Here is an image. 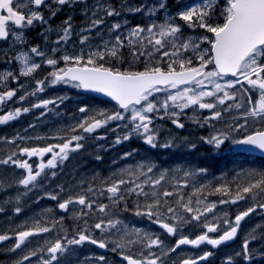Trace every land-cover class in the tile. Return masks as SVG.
<instances>
[{"label": "snow or ice", "instance_id": "1", "mask_svg": "<svg viewBox=\"0 0 264 264\" xmlns=\"http://www.w3.org/2000/svg\"><path fill=\"white\" fill-rule=\"evenodd\" d=\"M219 2L220 0H200L199 3L184 4L175 13H172L167 8V0H155L153 3L141 0L138 4L122 0L118 5L112 0H93V2L90 0H15V2L14 0H0V40H7L11 33L16 43L26 44L24 30L37 26L43 28L41 34L46 41L49 39V33L55 34L56 39L51 42L53 46L49 48L52 55H48L38 46L29 48L30 53L44 57L42 63L52 69L43 80H37L35 91L29 95L34 96L37 92H43L47 86L64 84L76 89L102 93L119 106V111L110 114L100 112L99 115L103 119H97L94 116L84 118L72 128L73 132L82 130L84 133L92 134L111 121H124V126L129 130L117 137L116 144L136 136L151 149L158 147L173 149L177 146L174 138L164 139L161 137L160 129L153 126L154 118L151 114L163 110L165 115L171 118V122L177 128L182 129L184 124L179 120L180 113L171 109L179 108L183 112L184 109L197 106L199 109L215 110L212 111L210 117L205 119L204 123H207L208 120H216L223 122L225 127V130H217L216 134L207 139L201 138L205 143L213 146L217 151H220L226 143H230L237 153L259 150L261 154H264V0H225L222 10L218 9ZM22 8L25 11H21ZM44 9L48 10L47 15H45ZM161 10L167 13L163 22L154 19ZM61 12H82L85 21L83 26L75 28L73 17L67 15L61 23L53 27L50 21ZM137 14L143 15L146 22L129 27L127 17ZM110 17H121L122 19L109 21L107 18ZM214 17H222V22H215ZM176 20L183 21L189 28L204 29L211 36H203L196 40L186 37L182 26L175 23ZM74 33L79 34L80 45L87 46L91 49L90 51L85 52L83 48L78 52L66 53L63 51L62 46L68 44ZM97 37L98 39L93 45V40ZM201 42H206L210 48L201 49ZM126 47L131 50V55L134 57L148 56L151 58L153 52L160 53V56L155 58V64L146 63L143 71H121L106 66L109 64L108 58L122 60L120 50ZM166 49H171V51ZM189 50L195 54V58L199 61L198 65H194L191 56L182 55L183 52ZM58 52L60 55L57 57L56 53ZM162 57H167L170 61L166 68L159 66ZM14 59L22 65L20 75L25 77L31 76L41 68L40 62H30L28 52L22 51ZM100 61H104V63H100ZM61 62L64 66L58 67ZM208 65H213V70L206 71ZM229 76L234 79H224ZM9 78L17 79L11 71L0 75V81H7ZM205 81L211 86V90H204ZM181 85L187 87L176 95L170 94L159 107L157 102L151 99L157 92L164 91L169 87L175 89ZM237 85H240L239 89H237ZM233 89L235 91H232ZM15 95V91L12 90L0 94V104H3L5 100H11ZM254 95L255 100H253ZM238 96L243 98V102H236ZM206 97L209 98L207 101ZM19 99L23 100L25 97L21 96ZM65 99L66 97L61 96L42 100L33 104L32 107L48 109L49 105L59 106ZM169 100L172 102L171 105L168 103ZM178 100L184 102L178 103ZM229 101L233 103L229 105ZM233 108L243 109L244 123L229 124L225 120V114ZM29 110L25 107L9 111L6 115L0 116V124L14 120L22 112L27 113ZM79 111L86 113L89 109L87 106H83L79 108ZM163 118V116L160 117V119ZM249 120L252 121L251 129ZM193 122L200 124V121L195 118ZM257 122L261 125L258 128L255 127ZM242 129L243 132H241ZM113 130L115 131V129ZM236 133L240 134L236 135ZM60 139L64 142L45 147L19 149L22 155L29 158L39 157L41 160L45 155L51 154V158L46 162L38 164V169L35 172L27 160L14 159L15 153L0 159V165H8L11 162L18 168L26 170V175L19 179L18 183L25 190L31 191L32 188L38 186V177L42 173L45 178L49 175V173H45V169H56L69 159L71 152L79 151L84 147L80 141H83L85 137L81 134L73 135L68 139L60 137ZM186 147L195 150L196 144L191 143ZM132 155L133 152H127L124 158ZM96 159L99 160L101 157L97 156ZM245 159L248 158L245 157ZM206 172V167L195 170L177 167L170 173L169 170L158 169L153 162H142L136 170H123L120 177L113 180L105 191L110 194L108 198L114 204H119L129 196L136 197V216H146L153 223H159L160 227L169 235H176L181 224L200 221L202 216L214 211L216 204H205L203 208L193 207L192 200L189 199L179 204V207L189 216H181L176 207L163 199L176 194L164 189V183L171 182L172 177L177 174L190 178L203 175ZM50 175L55 176L56 173L51 172ZM125 175L130 178H124ZM244 178L246 182L239 185L235 193H231L234 198L230 202L235 204L237 201L246 199L255 201L257 197L264 199V172L250 170L244 174ZM125 185H127L126 188L123 187ZM176 186L180 187L181 185L177 182ZM182 186L187 187V181ZM27 191L24 193L25 195ZM196 191L200 193L202 189L198 188ZM214 191L230 195L229 189L224 186L217 187ZM94 192L95 189L89 185L86 193ZM47 195L52 200L58 199L56 194L48 193ZM141 198H143V202H141ZM183 199V196L179 197L180 201ZM228 202L220 201V203ZM93 203L94 201H90L87 194H75L69 195L63 202H60L58 208L63 212H68L70 205L81 206L79 216L83 217L88 214L84 209L91 212ZM196 203L199 205L201 201L197 200ZM108 207V205L100 204L97 205L96 210L107 215ZM257 207L264 209V203L250 205L246 210L237 214L234 220L225 219V227L217 238L210 237L208 233L216 232L220 228V224L205 220L202 226L206 232L197 235L194 239L181 236L171 248H166L164 241L159 236L127 229L119 219H107V221L100 219L93 225V228L105 233L117 229L118 225L121 226L117 231H122L124 235L115 242L111 249L113 252L136 244H143L149 249L150 258H133L132 255L121 253L127 264H165L162 256L176 253L182 245L198 248L207 243L218 247L233 240L240 229L241 221L255 212ZM0 211L3 209L0 208ZM15 211L19 213L21 208L16 207ZM162 216H170L177 223L163 222ZM216 219L219 218L216 217ZM84 225L70 239L65 236L63 240L56 239L53 243L46 244L44 248L31 251L22 250L24 252L22 260L17 264H23V261H29L31 264L32 257H38V264H54V262L55 264H74L71 257L75 255V248L72 246L90 243L101 249L108 248V243L105 240L93 236L92 230L87 227V220L84 221ZM50 231H52L50 227L40 226V222L37 221L32 228L16 233V242L11 251L21 249L29 237ZM133 236L136 238L132 239ZM8 239H10L8 235H0V242ZM256 240L262 241L261 247H264V231L249 232L241 252L237 255H241L248 262H251L257 255L264 257V252L249 248V244ZM153 248L162 251L152 252ZM212 254L207 251L195 259L183 258L179 264H200V261L207 260ZM96 260L103 262L106 258L101 255ZM229 264H232L231 259H229Z\"/></svg>", "mask_w": 264, "mask_h": 264}, {"label": "flooded vegetation", "instance_id": "2", "mask_svg": "<svg viewBox=\"0 0 264 264\" xmlns=\"http://www.w3.org/2000/svg\"><path fill=\"white\" fill-rule=\"evenodd\" d=\"M236 102H240L239 100H237ZM232 101H229L228 104H232ZM225 120L229 123V124H239V123H244L243 120V116H240L237 114V110L236 109H231L230 112L225 114ZM219 125L221 130H225L224 127V123L219 121ZM252 126V121L249 120V128L251 129ZM261 125L257 122L255 124V127H260ZM244 130L242 129L241 132H243ZM8 137V136H7ZM33 140V138H23L21 139V142H25L24 144L21 145H11L10 143L12 142L11 139L6 138V139H0V159L3 158H7L8 155H11L13 153H15V155L13 156L14 159H19L21 161L27 160V162H37V167L38 164L41 162H46L49 158H51V154H47L43 157V160H41V158L39 157H27L26 155H22L19 151L20 148L23 147H29L31 148L32 146L29 144V142H31ZM44 140L48 141L49 137L46 136L44 137ZM228 148V150H227ZM232 145L230 143H226L224 146H222V149L220 151H217L216 153L218 154V164H217V173L216 174H206L208 172L209 167L211 166L210 164H207L206 168H207V172L205 173V176L207 177L208 181H214L217 180L218 182H222L225 181L227 182V188L230 191V196L232 197L233 195L231 193H235L237 187H238V174L237 172L233 171L232 168L230 169H226V162L224 161V157L226 154V151H231ZM58 151V149H57ZM71 157H69L68 160L64 161L63 164L65 165L67 163V161L70 160ZM255 165L256 168L254 171L256 172H264V159H259V158H255ZM5 168L9 169L11 167H16V165H13L11 162L8 165H4ZM2 170H3V165H0V177L2 174ZM215 170V169H214ZM1 199H2V194H1V187H0V204H1ZM246 200H251L253 201V204L256 203H264V199H260L259 197L256 198V200H252V199H246ZM7 202H8V198H6V209L3 211H0V235H3L4 233H8V236L10 237V239H8L7 241H3L0 242V264H17L18 261L22 260L21 255L23 256L24 252H19V251H11V248L14 246L15 242L13 239L14 235L16 237V233H18L17 231V220L16 217L13 215V213L11 211H9L7 209ZM1 208V207H0ZM261 208L257 207V210H260ZM253 212V213H256ZM264 213V212H263ZM2 216H9L8 219H2ZM255 216V215H254ZM252 216L251 219L254 217ZM2 217V218H1ZM10 217L12 218L13 221H11ZM255 221L257 222L259 219H264V216H260L259 218L257 216L254 217ZM30 225H27V229H30ZM255 230L257 233L259 232L258 230V226H254L252 231ZM264 230V228H263ZM253 243L257 244L259 243V240L253 241ZM29 246L33 245V242L31 240L30 243H26L25 245ZM262 244V241H261ZM111 245H108V251H102L104 252L103 256H105L106 260L103 262L97 261L98 264H127L124 262V260L122 259L123 255H132L133 258H145V257H149V253L147 254L145 252V247L143 245H131L129 246V248H125L123 250H118L116 252H113L110 247ZM174 245H165V247H169L171 248ZM235 246V245H234ZM233 245L231 246H227V247H223L221 250L224 249H232L234 247ZM196 248L198 251H194L192 249H187V248H180L177 249L176 253H169L167 256H162V259L165 261V264H167L168 262H171L172 264H179V262L183 259V258H198L200 255H202L204 252L210 251L213 254L211 256L208 257L207 262L205 263H201V264H213V259H214V255H218L220 253V249L219 250H214L213 248L206 246V245H200L198 248L197 247H193ZM27 249V248H23ZM97 249L99 250V248L94 247V250L97 251ZM252 249V247L250 248ZM253 249H256L260 252H264V247H261V245H253ZM154 252H158V251H154ZM123 253V255L121 254ZM141 253H143V255H141ZM100 255V256H101ZM150 258V257H149ZM32 258H31V264H32ZM205 261V260H203ZM264 264V257L257 255L251 262L245 261L243 259V257L241 255L235 256V259L233 261V264ZM23 264H30L29 261H23Z\"/></svg>", "mask_w": 264, "mask_h": 264}, {"label": "rangeland", "instance_id": "3", "mask_svg": "<svg viewBox=\"0 0 264 264\" xmlns=\"http://www.w3.org/2000/svg\"><path fill=\"white\" fill-rule=\"evenodd\" d=\"M218 9L220 10V8H218ZM22 10L25 11V9H23V8H22ZM24 31H26V30H24ZM10 35L11 36H9V38L6 40V42L8 41L7 44H4L3 46L0 47V56L2 54V56H1L2 60H4L6 57H8L7 60H6V65H8V66H7L6 69H2V71H3V73L4 72H7V71H11L17 79L14 80L12 78H9L7 80L8 82L5 81L2 84H3V86L8 87V88L11 87L12 89L15 88V87H17V88H19L22 91V93H27L28 89L30 91H32L31 90L32 85L29 83L30 81H26V80H23L22 79V77H24V76L20 75V69H21L22 65L19 63V61L15 60L14 57L16 55H19V53L22 52V51L23 52H28V54L30 56V62H39L40 60L43 59V57H38V56H35L34 54L30 53L29 52L30 46H28V44H18V43H16L14 41V38H13V36H12L11 33H10ZM25 36H26V33H25ZM65 46L66 45H63L62 47H65ZM84 51L87 52L88 49H84ZM17 70H18V72L16 73ZM15 84H16V86H15ZM205 85H206V87L204 89L205 91L211 90V86L207 84V81H205ZM52 87H60L61 89L64 88V91L65 92H69V91H71L73 89L70 85H64V84H57V86L55 85V86H52ZM182 90H178L176 88L175 89H173V88L165 89L164 91L155 93L153 95V97H151V99H153L155 102H157L158 107H159L162 104V102L168 98V96L170 94L171 95H176V94H178ZM189 95H191V93H189ZM206 99H209V98L206 97L205 100ZM177 102L178 103H183L184 101L178 100ZM168 103L171 105L172 102L169 100ZM190 109H191V107H189L187 109H184L183 112H181V110L179 108H174V109H171V110L180 113L179 119H181L182 118V115H184L185 113H187ZM198 112L201 113L202 112V109H198ZM162 113H164L163 110H161L159 113H153L151 115L153 116L154 120L155 119L157 120V117L160 116ZM97 175H98V172H96L93 177H90V180L92 178H95ZM51 177H54V176H51ZM109 177H113V176L112 175H109ZM104 178H106V177L105 176L104 177L103 176L100 177V179H104ZM90 180L89 179H84V181L85 182H88V183H91ZM8 183H10L13 186V184H15L16 181L13 180V178H11L9 176ZM50 186H51V184H50ZM51 188H50L49 191H46V194H48V193L56 194L57 197H58V199L57 200H52L47 195L46 197H48V199L46 200V203H45L44 207L42 208V213L43 212H47V211H52L53 213H55L56 210H59L58 204L60 202H63V200L66 199L69 195H73L74 194L72 192V189H69L68 186L67 187H61V186H57V185H52ZM198 188H201V184H198L196 186H193L192 185L191 186V193L197 192L196 189H198ZM2 190H4V189L2 188ZM179 190L180 191H183V190H185V188H179ZM79 194H81V193H79ZM199 197L200 196H197V200L201 201V203L199 205L196 203L197 206H201V204L202 205H205V204H209L210 205L212 203H215L216 204L215 210L218 209V202H207L204 199H201ZM69 207H70V210L67 213H65V214H61V215L54 214V219L56 221L62 222L66 218H73V217H75L77 215V213H78V208H77L78 205H70ZM33 215H34V219H35V214H33ZM216 217H218L220 219V217L218 216V214L216 215ZM216 217L214 219H216ZM47 218H48L47 216H43L41 218L42 219V222L39 220L40 226H46L44 220L47 219ZM153 219H155V218H153ZM167 219H168L167 216L161 218L162 221H165ZM119 220L122 222L121 219H119ZM146 221H147V224H143V225L140 224L139 226H138V224L136 222L132 226L131 225H128V224H125V223L123 224V226H125L129 230H133V229L134 230H139L142 234L143 233H147V234L152 235V236L155 235V232H154V230L151 227L154 224L153 221L149 220L148 218H146ZM18 223H19L18 224L19 227H20L21 224H23L20 221ZM32 224L34 226L35 222H32ZM120 227L121 226L118 225L117 226V229H119ZM117 229H112L110 232H107V234L105 236V239H107L108 241H110L112 243H115L120 237H122L124 235V233L122 231H117ZM4 234L8 235L7 232L4 233ZM245 235H247V234H245ZM73 236L74 235L67 236V237L70 239ZM133 237L136 238L135 236H133ZM56 239H57V237H55L51 233V231L48 232V233H42L40 235H36V236H32V237H29L28 238V241H26V243L27 242L29 243V241L31 242V240H33L34 241L33 242L34 243L33 246L22 245L21 246V249L22 248H27V251H31L33 249L44 248L46 246V244H51ZM61 240H63V239H61ZM72 247L75 248V255H73L71 257V260L72 261H74V258L79 259L83 255H86L87 256V257H83V258H88V256H89V252L88 251H87L86 254H80L79 253L78 246H72ZM21 249H18V250H21ZM239 252L240 251H239L238 248H235V250L233 252H231V253H229L228 251H225V253H224L225 256L224 257H225V259H234L235 256H238L237 253H239ZM44 255H45V258H46V253ZM213 260L215 261L216 258L213 259ZM37 262H38V257H35L34 260L32 261V263L33 264H38ZM54 264H55V262H54ZM74 264H75V262H74ZM80 264H82V263H80Z\"/></svg>", "mask_w": 264, "mask_h": 264}, {"label": "trees", "instance_id": "4", "mask_svg": "<svg viewBox=\"0 0 264 264\" xmlns=\"http://www.w3.org/2000/svg\"><path fill=\"white\" fill-rule=\"evenodd\" d=\"M187 1H189V0H167V8L170 9V10L177 11ZM112 2H114V3H116L118 5L119 3L122 2V0H112ZM128 2L138 4V3L141 2V0H128ZM67 15H71L73 17V20L78 25H80V26L77 25L78 27L83 26L85 21H84V17H83L82 12H71V13L65 12L64 18ZM107 19L109 21H120L122 18L121 17H112L111 19L110 18H107ZM127 19H128V22H129V27L134 26L136 24H142V23L146 22L145 17L143 15H141V14H137L136 16H128ZM156 19L158 21H160V22L164 21V19L161 16L160 17L157 16ZM214 20L217 23H221L222 22V17H214ZM178 24H180L182 26V31L184 32L185 36L186 37H190L193 40H196L198 38H202L203 36H209V37L211 36L210 33H207L204 29H201L199 27H196L194 29L193 28H189L181 20H179ZM34 40L39 45L42 43V40L40 38H38L37 36L34 37ZM95 40H97V39L95 38L93 40V43H94L93 45H95ZM205 44H206L205 42H201L200 43V48L201 49H205ZM82 48H83V50L84 49H88V51L91 50L87 46L80 45L79 40H77L76 43L72 44L69 48H67L68 50H66V51L71 53L73 51H79ZM101 50H103V49H101ZM166 50L171 51V49H166ZM120 54L123 57L122 60L108 58L109 64L106 65V66H111V67L117 68V69H119L121 71H143L144 70V67H145V65H143L144 60H145L146 63H147V60H148L146 58V56H140V58L136 59V58H134L131 55V50L129 48L121 49L120 50ZM182 55L185 56V57L191 56L193 58L194 65H198L199 64V61L195 58V54L192 53L191 50H189L188 52H183ZM157 56H160V53L153 52V55L150 58L151 59L150 61L155 64V62H156L155 58ZM134 60H137L139 64L138 65H133V64L128 63L129 61H134ZM168 62H170V61L168 60L167 57H162L161 58V63H160L159 66L166 68ZM100 63H104V61H100ZM208 67H209L208 69H210L212 67V65H208ZM66 107H69V103L66 104ZM88 145H90V144L88 143ZM71 225L76 226L78 228V230L81 229V227H82V224L79 221H77V223L73 222V223H71Z\"/></svg>", "mask_w": 264, "mask_h": 264}, {"label": "water", "instance_id": "5", "mask_svg": "<svg viewBox=\"0 0 264 264\" xmlns=\"http://www.w3.org/2000/svg\"><path fill=\"white\" fill-rule=\"evenodd\" d=\"M97 94H100V95H102V96H105L104 94H102V93H97ZM109 98V97H108Z\"/></svg>", "mask_w": 264, "mask_h": 264}]
</instances>
